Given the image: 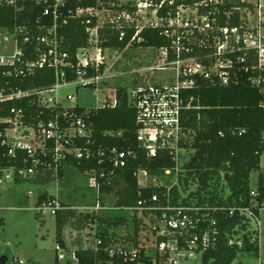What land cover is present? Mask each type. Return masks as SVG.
I'll return each instance as SVG.
<instances>
[{
	"label": "built area",
	"instance_id": "1",
	"mask_svg": "<svg viewBox=\"0 0 264 264\" xmlns=\"http://www.w3.org/2000/svg\"><path fill=\"white\" fill-rule=\"evenodd\" d=\"M70 1L0 0V10L10 7L22 12L27 6L41 7V16L37 19L41 32L35 36L40 45L35 49L39 53L38 60L24 59V46L34 38L31 30L22 26H0L6 32L5 36L0 34V43L12 40L15 43V53L0 57V65L14 66V71H8V75L15 73L24 78L33 74L36 68L49 67L55 71L56 77L54 85L45 90L1 91L0 103L35 93L39 95V105L50 108L59 104L57 97L50 95L67 84L100 89L105 76L101 69L107 58V48L101 45L104 40L102 28L115 30L120 41L125 40L129 30L134 29L125 48L131 47L135 41H143L141 33L144 28H160L168 44L148 48L158 52L159 64L152 69L159 70L162 78L146 80V83L128 88L127 98L136 109L138 140L148 156L154 157L165 150L175 161L174 167L166 169L161 175H151L147 170L137 173L142 188H163L164 191L142 196L135 206L109 207L104 204L106 194L102 187L115 182L118 171L126 166V159L130 155V152L112 148L110 169L103 167L87 172L96 201L82 207V210L97 214L107 209L124 211L139 226L136 235L138 244H133L132 240L124 244H111L108 249L111 255L119 253L131 260L144 255L152 264H180L198 257L204 260L206 253L219 246L223 230L218 217L226 210L200 204L190 197L189 191L185 192L180 187L182 171L187 163H181V158L186 151H193L186 143H191L194 137L193 131L185 130L182 126V112L191 107L190 102H185L183 92L196 85V78H216L222 84H228L234 63H243L247 58L253 62L251 70L264 72V0H96V6L81 5L75 8L70 7ZM101 13L106 17L104 21L99 20ZM46 17L51 19V26L46 27L41 22ZM69 17H97V24L86 28L87 44L76 50L74 61L69 60L70 53L62 47L64 36L58 27L62 23L68 24ZM232 19H237L236 24L231 23ZM21 34H24L22 41ZM202 56L207 58L206 62ZM244 69L248 71L250 67L245 66ZM70 71L75 78L68 81ZM249 81L264 94V78L251 76ZM68 97L75 100L74 95ZM117 104L115 93L110 97L105 96L98 107H115ZM88 109L81 114L65 110L54 120L39 121L34 125L24 123L21 110L12 109L10 115L0 117V122L7 124L0 137L3 145L8 146V156L15 158L18 151H24L27 158L32 160L30 166L0 164V186L9 181L33 179L44 170L58 175L73 157L90 159L97 156L99 164L104 165L106 159L103 158L105 153L101 146L95 153L75 144L77 139L90 142L92 127L86 119ZM141 173L146 177V183L139 179ZM177 187L178 194L175 193ZM251 195L254 197L251 206L227 210L229 215L237 213L243 216V225L247 223L246 227L237 224L226 232V242L230 247L244 249L247 244L261 246L263 229L260 215L264 201L257 200L259 192L256 189L251 191ZM68 206L61 202L58 195H54V199L37 204L35 210L41 216H45L47 211L56 216L68 208L76 209L74 205ZM96 232L97 229L94 231L93 245L83 246V249L99 250L103 240L95 236ZM78 248L68 256L67 248L57 243L56 256L59 261L79 264L76 255ZM23 263L22 260L18 261V264ZM230 264L238 263L234 260ZM260 264H264V260L260 259Z\"/></svg>",
	"mask_w": 264,
	"mask_h": 264
},
{
	"label": "trees",
	"instance_id": "2",
	"mask_svg": "<svg viewBox=\"0 0 264 264\" xmlns=\"http://www.w3.org/2000/svg\"><path fill=\"white\" fill-rule=\"evenodd\" d=\"M69 5L73 8L81 5L96 6L97 2L96 0H71ZM40 16L41 7L33 5L27 6L22 12H17L10 7H3L0 10V26L26 27L34 35L32 42L24 46L26 49L25 61H37L39 58V53L35 49L40 45L35 36L41 32L39 30L41 25L37 23ZM41 22L46 27L51 26L52 23L49 17L42 18ZM236 22L237 19L231 20L233 24ZM96 24L97 17H69L68 24L58 25L60 33L64 36L62 47L70 53V61H74L76 50L87 44L86 28ZM101 32L104 38L101 43L103 48L124 49L134 33V29L129 30L128 36L122 41L118 39L117 32L110 27L102 28ZM141 36L143 41H135L131 44L132 47H161L169 42L160 28L146 27L142 30ZM20 38L22 41L24 34H21ZM202 59L207 61V58L203 56ZM252 63L249 58L243 63L235 62L228 84H222L216 78H196V85L183 92L185 102H190L191 107L182 112V126L185 130L194 132L191 143H186V146L191 148L194 153L182 171L180 187L185 192L189 191L190 197H194L200 204L226 210L218 217L219 226L223 230L219 246L206 253L203 264H230L236 260L239 251L260 253L259 244L256 246L247 244L244 249H237L228 246L226 242V232L237 224L243 225L244 218L237 213L229 215L227 210L232 207L251 206L254 201V197L251 195L253 188L250 184L254 171H260L256 188V192H259L257 200L264 201V169L261 168V159L264 155V94L259 87L252 85L249 81L251 76L258 75V77L264 78V72L251 70ZM245 66H249L250 69L246 71ZM14 69V66L0 65V92L45 90L51 88L56 81L55 71L49 67L36 68L33 74L25 78L15 73L8 75L7 72L14 71ZM101 70H104V66ZM74 78L75 75L70 71L67 77L68 81ZM116 93L118 104L115 107L88 109L86 119L92 127L90 142L87 139L75 140L76 146L82 149L89 148L95 153L101 146L106 162L104 165H100L97 156L90 159L73 157L69 159V164L82 173L103 167L110 169L112 163L109 161V156L112 148L130 152L126 159V166L118 171L116 180L124 179L126 187L115 191V194L118 195L116 206H135L142 196L150 195L156 191H164L163 188L159 190L152 187L142 188L138 183V171L147 170L151 175H161L166 169L174 167L175 161L165 150L159 151L154 157L148 156L147 151L138 140L136 109L128 101L127 88L121 87ZM12 109L21 110L24 113V123L34 125L39 121L54 120L65 110L81 114L87 108L78 105L65 107L62 104L50 108L41 107L39 95L33 93L28 97L10 99L0 103V117L10 115ZM6 126V123L0 122V133ZM0 164L22 167L30 166L32 160L27 158L24 151H18L15 158L8 156V146L3 145L0 137ZM63 176L64 171L62 170L58 175H55L51 170H44L40 171L32 180L35 183H48L54 179H61ZM115 182L106 183L102 187L103 192L105 194L112 192ZM178 191L179 187L175 188V193L178 194ZM52 199H54V195L45 190L38 195L37 204ZM95 201L94 198V203ZM120 212L121 214L110 217L97 213H86L79 219L80 225L83 223V227L87 222L96 223L97 235L95 236H99L103 240L97 252L79 247L76 250L79 264H152V261L144 255L131 260L125 259L119 253L114 255L109 253L108 249L111 244H124L131 240L133 244H138L136 238L139 231L138 225L135 236L128 237L126 241H120V238L113 232L110 233V228L121 226L128 222L127 219H130L124 211ZM73 216L75 213L71 209L60 211L55 216L56 242L63 247H66L63 230ZM243 226L246 227L247 223ZM8 263L10 264L9 259ZM55 264L69 263L59 261L56 256Z\"/></svg>",
	"mask_w": 264,
	"mask_h": 264
},
{
	"label": "rangeland",
	"instance_id": "3",
	"mask_svg": "<svg viewBox=\"0 0 264 264\" xmlns=\"http://www.w3.org/2000/svg\"><path fill=\"white\" fill-rule=\"evenodd\" d=\"M103 14L98 16L100 21H104L106 18ZM0 34L5 36L6 32L0 29ZM14 53L15 43L13 40L0 43V57H9ZM105 54L107 56L104 64L105 76L100 89L92 86L67 84L50 96L57 97V103L66 107L78 105L92 108L98 107L105 96L115 95L121 87L128 89L146 83V80L162 78L159 70L152 69L160 61L157 50L131 46L124 49L107 48ZM68 95H74L75 100L69 98ZM193 153L194 151L183 153L181 163L188 162ZM261 168L264 169V155L261 159ZM259 174L260 171L252 172L250 184L253 189L257 188ZM139 179L143 183L147 181L142 173L139 175ZM90 181L87 173L78 171L72 165H66L64 176L59 180L54 179L44 184L35 183L32 179L19 180V182L9 181L0 186V255L8 254L10 264H18L19 260L24 261L23 264H55L56 218L49 211L42 217L35 210L38 195L45 190L53 195H58L64 205L76 206V209H71L75 216L66 224L68 237L73 241L67 249L68 256H71V253L78 247L93 245L97 224L87 222L83 227V223L80 225L79 222V219L86 214L82 207L94 204V191ZM125 187L124 179L116 180L112 192L106 193L104 204L109 207L116 206L118 195L115 194V191ZM30 193L31 196H29ZM98 214L110 217L119 215L121 212L107 209ZM130 220L132 221L130 218L125 224L110 228V233L113 232L120 238V241L134 237L137 224ZM260 220L263 229L260 253L239 251L236 258L238 264H260V259L264 260V209L261 210ZM180 264H203V258L198 257Z\"/></svg>",
	"mask_w": 264,
	"mask_h": 264
},
{
	"label": "crops",
	"instance_id": "4",
	"mask_svg": "<svg viewBox=\"0 0 264 264\" xmlns=\"http://www.w3.org/2000/svg\"><path fill=\"white\" fill-rule=\"evenodd\" d=\"M66 107V106H65ZM74 107V106H73ZM67 165H71V164H67ZM66 168V165L64 166V168L62 169V171H64ZM68 168V167H67ZM17 182H19V180H17ZM44 184V183H43ZM51 194V193H50ZM38 201V199H37ZM44 217V216H42ZM67 226H65L64 230H63V234H64V238H65V242H66V248L68 249L69 246L72 245L73 241L70 240V238L68 237V232H67V229H66ZM3 255H8V254H3Z\"/></svg>",
	"mask_w": 264,
	"mask_h": 264
},
{
	"label": "water",
	"instance_id": "5",
	"mask_svg": "<svg viewBox=\"0 0 264 264\" xmlns=\"http://www.w3.org/2000/svg\"><path fill=\"white\" fill-rule=\"evenodd\" d=\"M31 195H32V194L30 193L29 196H31ZM0 257H4V259H5L4 262H2V263H0V264H9V263H8V259H9V258H8L7 255H3V256H0Z\"/></svg>",
	"mask_w": 264,
	"mask_h": 264
},
{
	"label": "flooded vegetation",
	"instance_id": "6",
	"mask_svg": "<svg viewBox=\"0 0 264 264\" xmlns=\"http://www.w3.org/2000/svg\"><path fill=\"white\" fill-rule=\"evenodd\" d=\"M0 256H3V255H0ZM4 257H0V263L4 262Z\"/></svg>",
	"mask_w": 264,
	"mask_h": 264
}]
</instances>
